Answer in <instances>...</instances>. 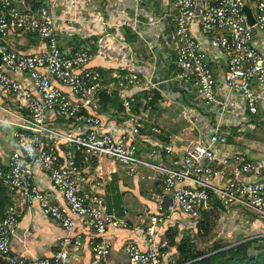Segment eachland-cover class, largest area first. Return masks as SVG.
<instances>
[{
	"label": "built area",
	"instance_id": "obj_1",
	"mask_svg": "<svg viewBox=\"0 0 264 264\" xmlns=\"http://www.w3.org/2000/svg\"><path fill=\"white\" fill-rule=\"evenodd\" d=\"M245 2L203 0L202 8L197 9L196 0L172 1L170 18L174 27L166 44L174 52L175 78L191 85L204 105H217L219 110L208 139L188 146L180 167L172 168L152 161L173 154L179 142L175 136L168 135L158 149L150 148L146 160L138 156L132 141L145 140L141 135L145 116L135 114L134 96L120 101L123 117L131 125L129 131L114 137L100 129L95 112L99 96H112L138 86L136 74L106 82L99 71L87 68L92 57L88 50L62 53L49 14L50 0H0V124L12 128L14 144L8 157L0 158V183L13 198L0 217L3 264H69V248L79 246L78 238L68 236L74 219L91 233L86 239L89 264L106 263L111 244L105 234L109 229L128 227L125 210L115 213L105 205L99 192L98 169L90 173L83 168V164L101 159L121 166L130 178L144 182L154 181L156 176L161 184L163 198L157 216L149 218L148 225L139 230L146 248L125 242L123 264H168L173 249L158 237L161 226L169 225L171 216L178 213L195 227L202 214L214 209V200L226 210L238 207L264 222V181L258 180L264 172V160H250L242 154L217 158L214 150L216 144H225L227 135L221 122L225 106L215 97L216 76L210 68V51L221 52L225 59V89L240 95L249 116H264V56L253 42L254 32L264 36V0L251 2L252 25L243 11ZM194 24L198 27L196 33L191 31ZM11 32L35 37L43 45V53H16L6 43ZM17 74L28 77L33 93L12 77ZM50 79L68 92L51 85ZM150 101V97L145 99L147 110ZM150 132L152 136L161 135L156 127ZM35 170L47 177L49 193L35 184ZM142 170L154 175H144ZM87 185L89 190L85 191ZM56 196H60L62 206L52 203ZM31 204H37L43 215L67 234L50 258L27 259L10 249L19 223L16 208Z\"/></svg>",
	"mask_w": 264,
	"mask_h": 264
},
{
	"label": "crops",
	"instance_id": "obj_2",
	"mask_svg": "<svg viewBox=\"0 0 264 264\" xmlns=\"http://www.w3.org/2000/svg\"><path fill=\"white\" fill-rule=\"evenodd\" d=\"M173 0H50L49 14L53 18L59 49L64 54L82 48L91 54L87 68L99 71L106 82L124 78L130 74L138 76V86L122 93L108 96L103 111L95 112L100 119L101 131L118 137L131 127L123 117L120 106L122 97L146 93L151 97L149 109H134L137 116H145V128L141 135L145 140L136 138L133 145L141 159L146 160L147 151L166 142L168 135L175 136L179 142L173 147L171 156L161 155L152 163L165 167L179 168L182 155L188 146L197 140L206 141L211 134L214 115L219 113L217 105L206 106L196 96L191 85L177 80L173 66L174 52L166 44L173 31L170 13ZM197 1V9L202 8L203 0ZM253 0H246L245 9L252 11ZM34 6V5H33ZM197 24L191 28L197 32ZM254 46L264 56V36L254 32ZM10 49L25 56L43 53V45L35 37L11 32L6 39ZM210 68L216 76L215 97L224 103L225 112L221 118L223 130L227 135L225 144L214 147L217 158L226 155L242 154L250 160H264V116H249L239 94L228 92L222 84V72L225 59L221 52H209ZM25 89L33 93L28 77L13 75ZM51 85L60 88L52 79ZM156 96L155 98L152 97ZM100 101V99H99ZM0 113V118H1ZM142 118V117H141ZM151 127L161 130V135L152 136ZM12 128L0 124V158L5 160L14 149L11 138ZM160 160V161H158ZM83 168L100 173V194L109 211L126 212V229H109L105 238L111 248L105 264H123L125 257L122 247L125 242L135 243L144 250L146 244L141 229L148 225L149 218L156 217L159 203L162 201L161 184L156 176L154 181H138L126 175L124 168L108 160L101 159ZM144 175H152L142 170ZM154 175V174H153ZM247 180V179H245ZM256 179H249L255 181ZM260 181H264V172ZM34 182L44 192L50 190L47 177L42 172L34 171ZM89 185L84 187L88 191ZM63 205L60 196L52 203ZM215 209V208H214ZM217 210V209H216ZM226 210V209H225ZM218 211V210H217ZM17 236L11 242L10 249L27 259H46L52 257L67 234L53 220L43 215L37 204L18 206ZM222 215L245 216L248 230L263 234L264 222L252 213L238 207H231ZM249 214L246 216L245 214ZM183 216L178 213L171 216L169 225L161 226L158 237L163 238L167 227H184ZM176 223V224H175ZM189 224V222L187 221ZM70 238H78L79 246L69 248V264H89L90 253L86 239L91 236L89 230L80 221L74 219ZM157 237V241H158ZM174 250H170L173 254Z\"/></svg>",
	"mask_w": 264,
	"mask_h": 264
},
{
	"label": "trees",
	"instance_id": "obj_3",
	"mask_svg": "<svg viewBox=\"0 0 264 264\" xmlns=\"http://www.w3.org/2000/svg\"><path fill=\"white\" fill-rule=\"evenodd\" d=\"M107 97L105 94L99 96V113L109 103V98ZM147 97L151 96L142 93L135 98V108L143 110ZM152 97L155 98L156 96L152 94ZM12 199V195L0 183V217L10 207ZM216 213H219V211L211 209L202 214L195 227L189 225L185 219H181L184 227L179 226L180 228H177L174 225L167 228L163 234V238L166 240L168 247L174 250L168 264H264V237L245 238L234 243H215L208 249L203 250L197 248L195 239L206 237L204 235L209 234L215 225ZM188 225L189 228H187ZM188 231H191L192 234L189 235ZM251 251H254V253L252 254ZM0 264H3L1 260Z\"/></svg>",
	"mask_w": 264,
	"mask_h": 264
},
{
	"label": "rangeland",
	"instance_id": "obj_4",
	"mask_svg": "<svg viewBox=\"0 0 264 264\" xmlns=\"http://www.w3.org/2000/svg\"><path fill=\"white\" fill-rule=\"evenodd\" d=\"M216 222L212 230L206 237H199L195 239V243L198 249H208L212 244L218 243H234L245 238L260 237L262 234L252 233L248 230V221L245 216L235 215H222L216 213ZM249 216V214H245ZM195 225V223H193ZM173 227V225L171 226ZM168 228V227H167ZM189 232V231H188ZM187 234V232H186ZM192 232H189L191 235ZM253 254L254 251H251Z\"/></svg>",
	"mask_w": 264,
	"mask_h": 264
},
{
	"label": "water",
	"instance_id": "obj_5",
	"mask_svg": "<svg viewBox=\"0 0 264 264\" xmlns=\"http://www.w3.org/2000/svg\"><path fill=\"white\" fill-rule=\"evenodd\" d=\"M246 17H247V21H248V24L249 25H252L253 24V20L251 18V14L250 12L247 10V9H243ZM212 207L217 209L218 211H221V212H225L226 210L219 204V202L217 200H214L213 203H212Z\"/></svg>",
	"mask_w": 264,
	"mask_h": 264
}]
</instances>
